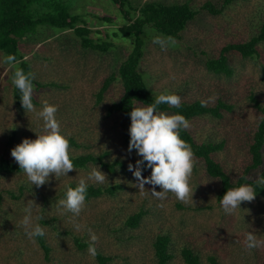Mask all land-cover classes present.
I'll return each mask as SVG.
<instances>
[{
	"label": "rangeland",
	"instance_id": "374dc122",
	"mask_svg": "<svg viewBox=\"0 0 264 264\" xmlns=\"http://www.w3.org/2000/svg\"><path fill=\"white\" fill-rule=\"evenodd\" d=\"M148 0H127V5L138 6ZM162 3L190 2L196 17L189 22L175 46L162 50L154 44L156 36L165 37L147 28L140 35L143 41V57L139 71L157 97L162 93H174L182 101L200 100L214 105L222 99L232 106L222 119L200 117L190 122L187 129L197 143L223 142V148L214 153V159L230 175L233 181L250 163L247 146L249 137L261 115L250 101H264V43L259 47V57L242 59L232 55L231 77L214 75L204 68L207 58L216 57L221 47L232 42H244L257 30L264 19V0H243L227 7L224 12L212 16L198 10L206 1L218 0H153ZM72 13L80 14L92 30L91 37L111 41L113 47L106 53L83 50L72 30L40 27L36 39L22 47L23 60L29 62L35 80L43 84L34 87V104L40 111L45 102L58 108L56 118L61 132L77 146L70 147L72 154L107 153L108 162L119 160L126 172L117 169L105 173L110 184H120L122 189L114 197L103 196L85 201L79 217L58 206L65 197L63 191L70 183L85 179L87 184H97L87 177L91 172L75 169L67 176L51 177L39 188L31 186L22 172L0 175V264H97L88 253L91 228L98 237L96 250L111 257L109 264H154L152 241L159 234H169L176 257L172 264H183L178 257L182 246L197 249L205 264L206 257L214 255L220 264H264V246L248 250L245 234L257 232L264 240V197H256L251 203H242L240 210L226 215L217 200L220 183L209 178L203 162L196 164L190 180L194 191L195 207L176 200L171 193L164 201L140 193L128 164L140 159L135 150L127 151L130 121L108 116L107 107L118 99L121 84L114 81L98 103L96 94L103 80L114 72L133 47L134 37H113L117 27L125 23L121 13L111 0H69ZM128 7V6H127ZM106 16L110 22L100 17ZM0 52V158L13 160L10 150L25 138L35 139L43 134L42 119L36 112L19 109L12 94L15 70L5 63ZM18 66V65H17ZM211 98V99H210ZM10 138L12 140H10ZM264 167V149H263ZM151 170L145 169L148 177ZM257 173L253 170L248 178ZM146 189L151 188L145 185ZM159 191V187L155 189ZM29 200L33 207L32 223L45 229V239L50 247L46 259L36 239H30L23 225L24 209ZM144 211V217L134 230L125 229L124 222L130 214ZM37 217L42 219L37 220ZM47 224H44L45 222ZM74 223L82 227L76 231ZM77 238L88 246L79 248Z\"/></svg>",
	"mask_w": 264,
	"mask_h": 264
},
{
	"label": "trees",
	"instance_id": "16d2710c",
	"mask_svg": "<svg viewBox=\"0 0 264 264\" xmlns=\"http://www.w3.org/2000/svg\"><path fill=\"white\" fill-rule=\"evenodd\" d=\"M243 0H218L214 3L206 1L198 10L204 11L209 15L217 16L231 4ZM114 6L121 13L125 23L117 27L112 33L113 37L121 38L134 37L133 47L128 55L121 61L117 69L111 72L102 82L99 91L96 94V101L100 103L104 94L109 90L111 84L118 80L121 84V94L118 99L107 107V115L123 118L130 121L129 113L132 108L137 106H148L155 102L156 96L147 86L142 73L139 71V64L143 57V41L140 39L147 28H152L155 32L165 37H173L175 40L181 38V34L186 29L189 22L196 17L197 10L191 6L190 2L162 3L153 0L145 1L138 6L127 5V0H111ZM128 6V7H127ZM104 22H110L111 19L106 16L100 17ZM256 32L244 42H232L224 45L219 50L216 57L207 58L204 62L206 71L214 75H224L231 77L233 70L230 64L232 55H238L242 59L259 57V47L264 43V19L258 23ZM40 27L53 28L57 30H72L78 39V45L83 50L106 53L113 47L111 41H103L91 37L92 30L87 26V22L80 14L72 13L69 0H0V52L6 57L15 56L19 61L18 67L25 73L32 72L28 61L23 60L22 47L25 43L33 42L36 39ZM39 28V29H38ZM15 71V70H14ZM14 71L11 76H14ZM33 73V72H32ZM34 87L42 88L43 84L33 80ZM169 94H174L168 92ZM12 94L16 106L21 107V93L14 86ZM254 108L260 113L261 118L255 125L252 134L249 137L247 152L250 163L246 165L240 176L233 181L230 175L223 169L222 165L214 159V153L223 148V142L213 143L210 141L197 143L193 135L186 129L181 130L180 137L187 142L194 153L195 159L203 162L205 172L209 178H215L220 183V189L217 194V200L225 194L228 189L239 187L242 184H253L256 188V197H264V185L257 186L254 180L264 178L263 167V149H264V101L260 103L253 96H250ZM202 101H182L179 108L170 107L166 104L158 106L160 111L169 115H183L189 122L200 117H211L222 119L224 112L231 111L232 106L226 104L222 99H217L214 105L202 106ZM36 101L33 97V104ZM10 140H12L10 138ZM70 147H76L74 140L68 139ZM75 169H85L91 164H99L109 173H116L117 169L126 172L124 165L119 160L112 162L104 158L107 153L95 155L93 153L74 155L70 153ZM257 173L248 178L251 171ZM19 166L14 160L8 157L0 158V175L19 173ZM76 183H70L68 187L75 188ZM67 188L63 191L65 197ZM120 184H110L107 186H97L88 184L86 201L97 199L103 196L114 197L117 191L121 190ZM144 217V211L130 214L126 217L124 228L134 230L139 227ZM45 222V221H43ZM44 224H47L45 222ZM38 246L48 259L50 247L46 242L45 235L35 237ZM75 244L83 249L88 246L86 243L74 239ZM154 264H172L176 257L175 249L172 246V240L169 234L156 235L151 243ZM97 251L95 260L97 264H109L111 257L105 256L101 251ZM178 257L183 264H205L201 253L190 246H182L178 251ZM208 264H220L214 255L206 257Z\"/></svg>",
	"mask_w": 264,
	"mask_h": 264
},
{
	"label": "clouds",
	"instance_id": "9594fccd",
	"mask_svg": "<svg viewBox=\"0 0 264 264\" xmlns=\"http://www.w3.org/2000/svg\"><path fill=\"white\" fill-rule=\"evenodd\" d=\"M154 44L160 45L162 50L168 46H175L173 37L156 36ZM15 69L13 84L21 93V107L30 112H36L38 118L42 119L43 134L36 135L33 139H23L21 143L10 150V155L26 175L31 186L39 188L49 182L51 177L67 176L69 172L75 171L71 159V149L68 138L61 132L60 121L56 118L58 108L45 102L40 111H36L33 104L35 73H25L17 65L19 61L15 56H7L4 60ZM211 99V98H210ZM182 97L177 94L162 93L158 95L154 103L148 106H137L129 113L130 126L128 135L130 137L127 151L135 150L140 159L135 165L129 163L128 171L132 173L136 183L133 186L145 195H150L156 200L164 201L168 194L175 196L176 200L186 205L195 207L193 200L194 191L190 180L196 164L191 146L180 137L181 130L190 127V122L179 114L169 115L158 109L159 105L166 104L170 107L179 108ZM202 101V106L206 105ZM150 169L148 177L143 176V171ZM97 184H108L109 180L98 165L91 166V172L87 177ZM257 186L264 185V178L257 177L254 180ZM145 185L151 188L146 189ZM88 184L81 179L75 188L68 187L65 198L58 202V206L79 217L85 208ZM159 187V191L155 189ZM257 195L253 184H242L239 187L228 189L220 198V205L226 215H231L240 210L242 203H251ZM33 207H39L33 200H29L24 211L23 225L28 231L26 235L33 239L45 235V229L38 223H32ZM37 220L42 217H37ZM79 223H74L76 231L81 230ZM90 243L88 253L92 257L97 255L95 242L98 237L91 228L87 229ZM257 232L250 231L245 234V245L248 250L264 246V240L259 239Z\"/></svg>",
	"mask_w": 264,
	"mask_h": 264
}]
</instances>
